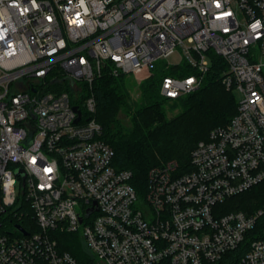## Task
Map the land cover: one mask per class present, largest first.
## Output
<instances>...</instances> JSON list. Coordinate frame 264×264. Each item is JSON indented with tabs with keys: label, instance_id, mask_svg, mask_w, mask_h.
Returning a JSON list of instances; mask_svg holds the SVG:
<instances>
[{
	"label": "built area",
	"instance_id": "obj_1",
	"mask_svg": "<svg viewBox=\"0 0 264 264\" xmlns=\"http://www.w3.org/2000/svg\"><path fill=\"white\" fill-rule=\"evenodd\" d=\"M176 49L196 74L164 77L163 97L197 90L213 51L240 98L188 171L152 167L140 196L82 84L104 71L138 84ZM258 185L264 200V0H0V264H213L243 243L236 264H264V202L224 211Z\"/></svg>",
	"mask_w": 264,
	"mask_h": 264
},
{
	"label": "trees",
	"instance_id": "obj_2",
	"mask_svg": "<svg viewBox=\"0 0 264 264\" xmlns=\"http://www.w3.org/2000/svg\"><path fill=\"white\" fill-rule=\"evenodd\" d=\"M207 54L210 65L199 88L175 99L163 97L160 85L164 77L196 74L185 61L179 65L157 63L137 84L139 101L131 99L128 81L122 74L114 76L104 71L94 78L90 89L82 84L84 94L95 99L93 117L101 126L100 139L114 152L112 165L131 171L130 183L140 196L146 191L147 175L152 167L174 160L181 172L188 171L191 151L197 142L206 139L211 129L226 125L236 113L234 93L221 83L226 64L211 51ZM169 101H172L169 110L177 111L170 118L165 107ZM262 191L258 185L227 199L224 211L252 212L264 202ZM263 226L259 220L255 231ZM60 236L59 249L82 261L84 250L78 237L68 233ZM246 250L247 244L243 243L213 264H236Z\"/></svg>",
	"mask_w": 264,
	"mask_h": 264
},
{
	"label": "rangeland",
	"instance_id": "obj_3",
	"mask_svg": "<svg viewBox=\"0 0 264 264\" xmlns=\"http://www.w3.org/2000/svg\"><path fill=\"white\" fill-rule=\"evenodd\" d=\"M211 53H213V51H211ZM209 58H210V54H207V61H208L209 65H210V59ZM184 61L185 60L183 59V56H182L180 50L176 49L175 52H173L167 58L159 59L156 62V64L157 63H167L168 65H179V64H181ZM126 80L128 81V84H129V92H130L131 99L133 101H139L140 92H139V89H138L137 82L135 81V79L131 75H127L126 76ZM234 96H235L236 100H238L240 98V95H239L238 92H234ZM171 103H172V101H169L168 103L165 102V107L168 109L167 116L169 118L174 116L177 113L176 110H172V111L169 110V105ZM120 117H122V115H120Z\"/></svg>",
	"mask_w": 264,
	"mask_h": 264
},
{
	"label": "water",
	"instance_id": "obj_4",
	"mask_svg": "<svg viewBox=\"0 0 264 264\" xmlns=\"http://www.w3.org/2000/svg\"><path fill=\"white\" fill-rule=\"evenodd\" d=\"M73 109L77 111V109H76L75 107H74ZM77 113H78V117H77V119L75 120L76 122L79 120V115H80V112H79V111H77ZM19 173H21V172L18 171L17 174H19ZM17 228L21 230V228H20L19 226H17ZM22 231H23V230H22ZM23 233L26 234V232H23Z\"/></svg>",
	"mask_w": 264,
	"mask_h": 264
}]
</instances>
